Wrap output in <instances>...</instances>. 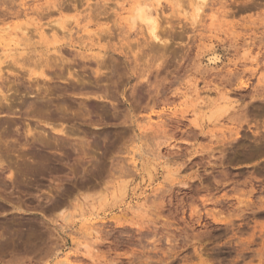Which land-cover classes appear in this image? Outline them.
<instances>
[{"label":"rangeland","instance_id":"obj_1","mask_svg":"<svg viewBox=\"0 0 264 264\" xmlns=\"http://www.w3.org/2000/svg\"><path fill=\"white\" fill-rule=\"evenodd\" d=\"M135 1L0 0V264H264V0Z\"/></svg>","mask_w":264,"mask_h":264},{"label":"bare ground","instance_id":"obj_2","mask_svg":"<svg viewBox=\"0 0 264 264\" xmlns=\"http://www.w3.org/2000/svg\"><path fill=\"white\" fill-rule=\"evenodd\" d=\"M173 1H175V0H172V2ZM206 1H208V0H193V3L195 2V12L196 13H194L196 16H197V18H198V15H199V13L201 12V8H203V6L205 5L204 3H206ZM148 3V2H147ZM178 4V3H177ZM174 5H176V3L174 4ZM203 5V6H202ZM145 6H146V0H137V1H135L134 2V6H132L133 8H131L132 9V15H131V20L129 21V22H131V24L134 26L135 25V23H137L136 21H140V22H143L146 26V28H147V30H148V34H149V36L151 37V38H153V40H160L159 39V37H158V32H156V28H157V16H153V15H151V13L150 12H148L146 9H145ZM152 8V7H151ZM149 9V8H148ZM91 11V10H90ZM158 11V10H157ZM155 14H156V12H155ZM184 14H185V12H184ZM43 15V14H42ZM187 15V14H186ZM91 16V15H90ZM201 16V15H200ZM185 17H187V16H185ZM196 21H197V19H196ZM194 23V22H193ZM57 24V23H56ZM139 24V23H138ZM194 24H197V22H195ZM141 25V24H140ZM48 26V25H47ZM52 26V25H51ZM53 28V27H52ZM55 28V27H54ZM60 28H62L63 29V27H60ZM39 29V28H38ZM41 29V28H40ZM65 29V28H64ZM131 29V28H130ZM6 30V29H5ZM58 30V29H57ZM57 30H56V28H55V30H54V32L56 31V33H58L57 32ZM1 31V30H0ZM3 31V30H2ZM47 31V30H46ZM49 31H51V29L49 30ZM48 31V32H49ZM59 31V30H58ZM65 31V30H64ZM70 31V30H69ZM44 32H45V29H44V31L41 29L40 30V35L42 36V37H44L45 38V36H44ZM68 32V31H67ZM66 32V33H67ZM65 33V32H64ZM64 33H63V36H64ZM65 33V36L67 35ZM52 34V33H51ZM69 35V34H68ZM32 36V35H31ZM56 36V35H55ZM62 36V35H61ZM47 37H50V36H47ZM57 37V36H56ZM55 37V38H56ZM52 38V37H51ZM54 38V37H53ZM61 38V37H60ZM28 40V39H27ZM30 41V40H29ZM160 45V44H159ZM164 45V44H163ZM4 54V53H3ZM106 54V53H105ZM3 57V56H2ZM2 57H0V58H2ZM13 58H14V55H13ZM102 58V57H101ZM208 58V57H207ZM212 58V57H211ZM215 58H217V57H215ZM16 59V58H15ZM210 59V58H209ZM98 60V59H97ZM95 61V62H97L96 64L97 65H100V63L103 61V60H101V62L100 61ZM208 60V59H207ZM20 61V60H19ZM212 61V60H211ZM16 62H17V60H16ZM100 62V63H99ZM208 62H209V60H208ZM212 62H215V61H212ZM1 63V62H0ZM99 63V64H98ZM103 63H104V61H103ZM103 63L101 64V65H103ZM210 64V63H209ZM100 65V66H101ZM208 65V64H207ZM37 66V65H36ZM11 67V66H10ZM38 67V66H37ZM0 69H1V67H0ZM21 69H23V68H21ZM1 71H2V69H1ZM0 71V72H1ZM2 73V72H1ZM4 73V72H3ZM43 74V73H42ZM2 75V77H3V75L4 74H1ZM44 76V75H43ZM2 79V78H1ZM16 79V78H15ZM3 80V79H2ZM31 82H32V80H30ZM9 82V81H8ZM7 83V82H6ZM35 83H37V82H35ZM4 84L5 83H3V85H2V82H0V98H1V101L2 100H6L7 99V97L8 96H5V95H3V89L5 88V86H4ZM8 84V83H7ZM9 85V84H8ZM20 85V84H19ZM3 86H4V88H3ZM33 86H34V84H33ZM10 87V86H9ZM14 87V86H13ZM20 87V86H19ZM35 87V86H34ZM15 88H16V86H15ZM37 88H39V87H37ZM2 89V90H1ZM26 89V88H25ZM7 90H9V89H7ZM17 90H19V89H17ZM36 90V89H35ZM32 91H33V88H32ZM30 92V93H33V92ZM8 92V91H7ZM6 92V93H7ZM13 92V91H12ZM16 92V91H15ZM25 92V91H24ZM18 93V92H17ZM26 93V92H25ZM5 94V93H4ZM27 94V93H26ZM29 94V93H28ZM12 96V95H11ZM27 95H25V97H26ZM34 96H35V94H34ZM24 97V96H23ZM20 98V97H19ZM12 99H15L14 97L12 98ZM22 100V99H21ZM0 101V103H2ZM4 102V101H3ZM6 102L8 103V101L6 100ZM22 102H23V100H22ZM21 104H23V103H21ZM24 104H25V101H24ZM28 104H29V102H28ZM0 105H2V104H0ZM8 105V104H7ZM7 105H6V108H8L7 109V111H10L9 110V107L11 106H8L7 107ZM3 108H4V106H2ZM1 108V107H0ZM3 108H2V110H3ZM10 109H14L13 107L11 108L10 107ZM1 110V109H0ZM6 109L4 108V110H3V112L5 111ZM13 111V110H12ZM2 112V111H1ZM9 114H10V112H9ZM62 132V131H61ZM40 136V135H39ZM45 136L46 135H44V138H45ZM43 138V137H42ZM35 139V138H34ZM36 141V140H35Z\"/></svg>","mask_w":264,"mask_h":264}]
</instances>
